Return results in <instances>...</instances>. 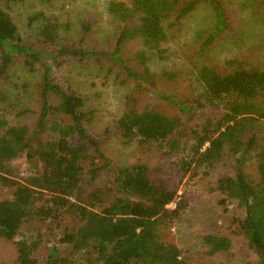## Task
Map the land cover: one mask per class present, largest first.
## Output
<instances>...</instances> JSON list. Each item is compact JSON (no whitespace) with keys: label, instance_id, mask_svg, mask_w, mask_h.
Here are the masks:
<instances>
[{"label":"trees","instance_id":"obj_1","mask_svg":"<svg viewBox=\"0 0 264 264\" xmlns=\"http://www.w3.org/2000/svg\"><path fill=\"white\" fill-rule=\"evenodd\" d=\"M202 3L214 8L217 19L216 31L205 40L209 43L225 27L218 0H129L128 4L109 1L106 11L115 22L116 39L111 54L89 51L82 45L74 47L79 41L84 43L90 33L91 28L84 25L79 39L60 46L59 30L63 27L68 32L69 25H60L44 13L30 18L40 21L38 42L44 48L58 47V50L34 51L23 44L15 23L0 6V78L7 79L18 56L25 57L22 63L29 72L38 65L43 68L38 119L32 130L24 124H10L0 110V184L13 188L12 199L0 201V238L14 244V264H186L181 249L164 242L161 236L179 219L185 202L180 200L173 209L168 208L176 201V190L153 180L145 165L112 170L103 159L113 182L84 191L83 164L91 158L90 147L100 158L104 156L84 128L85 99L74 91L64 90L48 77L54 64L59 67L66 62L59 61L61 57L76 62L96 56L98 63L100 57L115 61L126 79L136 82V86L142 87L153 79L157 87L159 78L150 73L144 55L135 56L140 69L131 68L119 57L120 47L140 39L144 49L163 58L166 52L163 44L169 39L164 22L174 18L176 24ZM194 71L192 99L176 102L168 99L181 112L194 107L201 112L209 111L212 116L198 129H191L182 144L180 118L154 108L141 112L128 108L118 127L143 148L157 144L163 156L180 155L176 164L182 177L202 166H212L225 152L234 156V176L219 178L215 190L244 209L243 217L231 220L229 230L244 237L257 255V264H264V135L258 132L264 122V67L235 57L225 62L223 70L203 65ZM176 76L164 73L167 81ZM144 90L153 92L152 88ZM51 96L57 99L56 104L50 102ZM5 100L6 94L0 90V105ZM56 113L69 123L55 119ZM24 153L35 167L41 164L42 170L19 182L12 178L10 163ZM248 160L256 162L258 183L244 172ZM64 215L74 218L75 224L55 238L58 244L70 248L69 253L64 255L53 245L44 262H39L35 253L43 243V234L40 226L31 227V223L49 227L50 223L58 224ZM22 226L30 234L15 240ZM49 234L54 236L50 231ZM203 242L209 246L210 254L226 252L231 246L230 239L224 236L206 235Z\"/></svg>","mask_w":264,"mask_h":264},{"label":"rangeland","instance_id":"obj_2","mask_svg":"<svg viewBox=\"0 0 264 264\" xmlns=\"http://www.w3.org/2000/svg\"><path fill=\"white\" fill-rule=\"evenodd\" d=\"M111 0H1L0 6L15 23L23 44L32 50L51 53L56 47L44 48L38 41L39 20H30L37 13H44L58 23H68L69 31L61 27L59 45L76 41L81 36L82 26L90 33L78 45L86 50L111 54L115 44V22L106 11ZM123 1L126 4L129 0ZM224 14L223 30L209 43L205 40L216 31L217 19L214 8L202 3L180 22L174 18L164 22L169 39L163 44L166 52L163 58L144 49L140 39H134L121 46L118 53L125 65L140 69L136 54L142 53L145 63L154 77L159 81L144 82L142 87L126 79L118 64L106 57H89L82 61H66L61 66L53 65L48 79L60 85L64 90H71L85 99L82 112L87 115L84 128L96 142L100 158L90 147L88 161H84L83 184L85 192L100 185L108 186L113 176L104 167L103 159L110 164V169H127L133 165H145L150 177L171 189L176 190L178 201L185 202L179 219L170 229L162 232V240L181 249L186 264H257L255 252L249 248L247 240L240 235H233L229 230L230 222L235 217H243L244 209L225 195L215 190L216 181L221 177H233L236 171V158L229 152L214 162L210 167L202 166L195 173L182 177L176 164L180 155L166 157L162 155L157 144L141 147L134 137L119 129V120L128 108L141 112L145 108H154L167 116H178L183 123L180 128L181 144L191 129H198L211 118L209 111L194 109L177 110L170 102L180 99H192L191 83L195 69L203 65L224 69L225 62L238 57L248 64L264 67V0H218ZM203 43H205L203 45ZM24 56H18L17 63L10 69L6 80L0 78V90L6 94L0 110L6 114L10 124H24L30 130L38 119L39 86L43 68L36 67L29 72L23 66ZM164 73H174L176 78L167 81ZM152 88L153 92L144 90ZM165 97V98H162ZM52 104L57 99L50 97ZM11 105L13 107H11ZM188 106V105H186ZM190 106H188L189 109ZM27 109L23 114H17ZM210 117V118H209ZM55 119L69 123L61 114ZM260 135H264V122L260 124ZM32 133L30 132V135ZM185 136V137H184ZM46 136H41L44 139ZM52 138V137H51ZM164 145V144H163ZM251 159V158H250ZM93 162V163H91ZM256 162L248 160L244 172L254 183L259 182ZM12 178L22 182L23 178L42 170V165L35 167L26 157L20 155L10 163ZM103 166L101 169L99 167ZM93 171V172H92ZM13 188L0 184V201L12 199ZM173 209V205H169ZM75 219L64 215L58 224L50 223L49 227L32 222L31 227L40 226L43 243L35 253L43 263L51 246H56L64 255L70 251L68 246L57 243L55 235H61L65 228H72ZM58 226V228H56ZM54 236L49 234V231ZM30 234L22 226L15 240ZM206 235L224 236L230 239L231 246L226 252L208 253L209 246L203 242ZM16 250L13 243L0 238V264H14Z\"/></svg>","mask_w":264,"mask_h":264},{"label":"built area","instance_id":"obj_3","mask_svg":"<svg viewBox=\"0 0 264 264\" xmlns=\"http://www.w3.org/2000/svg\"><path fill=\"white\" fill-rule=\"evenodd\" d=\"M174 204H175V203H171V204H169V205H170V206L173 205V207H174ZM169 205H168V207H169Z\"/></svg>","mask_w":264,"mask_h":264}]
</instances>
